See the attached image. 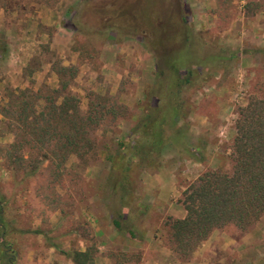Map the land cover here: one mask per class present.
<instances>
[{
	"label": "rangeland",
	"instance_id": "1",
	"mask_svg": "<svg viewBox=\"0 0 264 264\" xmlns=\"http://www.w3.org/2000/svg\"><path fill=\"white\" fill-rule=\"evenodd\" d=\"M17 1L0 0L4 9L0 44H6L0 58V105L5 87H55L57 79L50 68L58 61L76 69L71 93L78 97L81 111L91 102L90 92L106 94L126 111L117 119L103 118L105 129L97 131V154L90 164L81 168L69 157L58 180L52 179L54 171L45 161L34 176L22 177L10 173L0 156V214L4 238L16 253L15 264H71L47 244L54 242L61 250L83 248L85 242L78 236L82 231L93 236L96 264H264V212L243 231L231 224L214 229L188 262L178 260L169 250L163 226L167 216H184L181 191L198 174L208 169L230 172L236 110L249 96L264 93V54L260 51L264 48V0H183L186 23L200 40L215 50L222 48L225 55L236 54L206 69L201 82L195 81L184 94L186 137L200 146L203 161L180 157L166 148L150 166L131 165L122 231L110 224L111 208L105 204V192L96 191L97 181L109 168L107 155L116 151L144 102L152 61L134 37L119 42L91 39L92 60L79 59V52L72 48L76 38L70 29V14L64 10L74 4L83 9L87 5L81 0H48L52 7L59 1L62 5L58 13H46L41 22L36 11L32 17L10 12ZM38 1L24 3L26 8L29 3L35 8L42 3ZM85 18L91 20L83 14L81 22ZM41 45L48 51L43 52ZM12 138L11 133L0 136V145ZM127 229L134 236L129 238Z\"/></svg>",
	"mask_w": 264,
	"mask_h": 264
},
{
	"label": "trees",
	"instance_id": "2",
	"mask_svg": "<svg viewBox=\"0 0 264 264\" xmlns=\"http://www.w3.org/2000/svg\"><path fill=\"white\" fill-rule=\"evenodd\" d=\"M90 1L81 0L86 9L74 4L67 11L73 39L76 38L72 48L79 52L77 58L92 60L95 50L91 48V39L119 42L134 37L152 61L144 102L131 118L128 132L118 141L116 151L107 155L109 168L97 181L96 191L105 192V204L111 208L110 224L122 231L120 219L126 217L122 209L129 194L131 165L150 166L166 148L175 150L180 157L203 161L200 146L191 144L186 137L184 94L195 81L201 82L206 69L236 53L225 55L222 48L215 50L202 42L186 23L187 7L183 0ZM38 2L49 5L48 0ZM253 4L256 6L257 2ZM249 5L247 2L245 7ZM12 6L16 17H32L33 10L26 8L24 0ZM83 14L91 20L85 18L81 22ZM79 36L88 41H76ZM41 50L48 51L45 45H41ZM5 51L6 44H0V58ZM260 51L264 54V48ZM50 69L57 79L55 87H5L2 93L0 136L11 133L13 138L0 145V156L13 175L34 176L45 161L54 171L52 179L58 180L69 157H74L81 168L86 167L96 157V135L99 127L104 128L103 118L117 119L126 111L106 94L93 92L91 102L81 111L78 97L71 93L75 67L56 61ZM229 156L230 172L208 169L198 174L181 191L179 202L184 216H167L163 221L169 250L178 260L188 262L191 253L214 229L231 224L243 231L264 212V93L249 96L237 108ZM4 229L0 214V264H15L16 253L4 238ZM125 231L129 238L134 236L131 229ZM78 236L85 242L80 249L61 250L58 244L48 241L47 245L71 264H96L93 236L88 231Z\"/></svg>",
	"mask_w": 264,
	"mask_h": 264
},
{
	"label": "crops",
	"instance_id": "3",
	"mask_svg": "<svg viewBox=\"0 0 264 264\" xmlns=\"http://www.w3.org/2000/svg\"><path fill=\"white\" fill-rule=\"evenodd\" d=\"M62 5V1H59L54 7L52 6H48L45 5L44 3L38 4L36 5V7L34 8L32 3H29V7H33L32 10L35 12H37V17L40 18V21H44V17L46 13H58V8ZM10 12L15 13L16 9L14 6L11 7V9H9ZM68 9L64 12H67ZM4 12V9L0 7V13ZM11 24H12V20H11ZM13 26V25H11ZM182 217V216H181ZM197 253V252H196Z\"/></svg>",
	"mask_w": 264,
	"mask_h": 264
}]
</instances>
